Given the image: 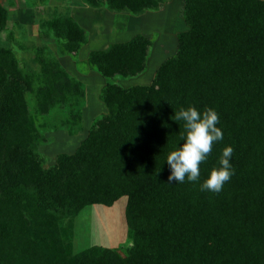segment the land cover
<instances>
[{
	"label": "trees",
	"instance_id": "1",
	"mask_svg": "<svg viewBox=\"0 0 264 264\" xmlns=\"http://www.w3.org/2000/svg\"><path fill=\"white\" fill-rule=\"evenodd\" d=\"M84 2L139 14L163 0ZM183 14L189 29L152 85L108 81L101 95L108 113L48 170L33 151L39 134L27 94L34 91L43 109L59 92L82 94V84L43 55L39 74L23 72L12 50L0 48V264H264V0H185ZM6 21L0 5V31ZM47 25L68 53L87 43L71 16ZM151 46L137 35L90 52L89 63L108 80L138 76ZM188 105L215 108L223 132L201 162V181L225 145L234 149V175L218 193L201 191L199 181L168 183L166 157L184 132L172 118ZM122 196L133 242L125 258L97 246L73 256L60 249L59 214Z\"/></svg>",
	"mask_w": 264,
	"mask_h": 264
},
{
	"label": "rangeland",
	"instance_id": "2",
	"mask_svg": "<svg viewBox=\"0 0 264 264\" xmlns=\"http://www.w3.org/2000/svg\"><path fill=\"white\" fill-rule=\"evenodd\" d=\"M83 2L0 0V5L7 10L5 28L0 31V48L12 50L19 61V69L39 74L43 55L57 61L62 69L82 84V94L65 96L59 92L46 100L43 109L34 91L27 94L39 134L33 151L39 156L44 170L54 167L60 155L75 153L95 121L108 113V107L101 98L108 81L126 89L152 85L160 65L176 55L178 35L189 29L183 14L185 0H163L157 9L139 14L114 11L107 5L92 7L84 15L78 16L83 19L80 23L87 31L88 43L77 52L68 53L63 47L65 40L55 36L47 21L57 16H71L74 19V9L79 10ZM102 21L108 22L106 34H103ZM137 35L152 40L147 69L140 75H117L108 80L89 63L90 52L129 41ZM41 48L42 52L39 50ZM127 205L128 196H122L111 206L90 204L68 217L59 214L57 224L62 231L59 233L60 249L73 256L97 246L119 251L121 257L125 258L127 250L133 246L128 235Z\"/></svg>",
	"mask_w": 264,
	"mask_h": 264
},
{
	"label": "clouds",
	"instance_id": "3",
	"mask_svg": "<svg viewBox=\"0 0 264 264\" xmlns=\"http://www.w3.org/2000/svg\"><path fill=\"white\" fill-rule=\"evenodd\" d=\"M183 121L184 132L182 142L171 150L166 161L169 166L168 183L198 182L201 191L218 193L222 191L235 169L231 162L233 147L225 145L218 158V166L209 170L208 175L201 181V162L208 159L213 145L223 139L219 127V113L213 107L203 110L194 105L180 106L172 118Z\"/></svg>",
	"mask_w": 264,
	"mask_h": 264
},
{
	"label": "crops",
	"instance_id": "4",
	"mask_svg": "<svg viewBox=\"0 0 264 264\" xmlns=\"http://www.w3.org/2000/svg\"><path fill=\"white\" fill-rule=\"evenodd\" d=\"M81 5L82 6H80V9L79 10H81V11H79V10H77V8H75L74 9V19L77 21V23L82 27V28H84L85 29V27H83L82 25H81V23H80V21L81 20H83V19H81L80 17H78L79 15H84L83 13H85V12H88L89 10H91V9H93L91 6H89V5H87L86 3H84L83 2V4L81 3ZM77 7V6H76ZM110 14L112 13V12H109ZM117 13V12H116ZM112 15V14H111ZM114 15V14H113ZM102 23H103V25H104V27H103V34H106L107 32H108V29H109V26H108V22L106 21V22H103L102 21ZM86 30V29H85ZM89 37V36H88ZM88 41H89V38L87 39V43H88ZM104 49H107V47H105V48H103V49H100V50H104Z\"/></svg>",
	"mask_w": 264,
	"mask_h": 264
}]
</instances>
